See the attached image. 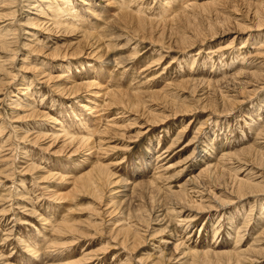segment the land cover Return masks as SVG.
Segmentation results:
<instances>
[{
	"label": "rangeland",
	"instance_id": "1",
	"mask_svg": "<svg viewBox=\"0 0 264 264\" xmlns=\"http://www.w3.org/2000/svg\"><path fill=\"white\" fill-rule=\"evenodd\" d=\"M0 264H264V0H0Z\"/></svg>",
	"mask_w": 264,
	"mask_h": 264
},
{
	"label": "bare ground",
	"instance_id": "2",
	"mask_svg": "<svg viewBox=\"0 0 264 264\" xmlns=\"http://www.w3.org/2000/svg\"><path fill=\"white\" fill-rule=\"evenodd\" d=\"M263 2V1H262ZM65 24V23H64ZM66 26V25H65ZM255 28V27H254ZM51 31V30H50ZM84 33V32H83ZM88 35V34H87ZM55 49V48H54ZM52 50V49H51ZM99 51V50H98ZM218 82V81H217ZM216 83V82H215ZM75 84V83H74ZM87 86H90V84L89 85H87ZM86 86V87H87ZM93 87H95V85L93 86ZM96 87H97V85H96ZM71 88V87H70ZM81 89H83L84 90V87L82 86V84L81 85H77L76 86V88L74 89V91H80ZM70 90V89H69ZM91 93V92H90ZM110 93V92H109ZM122 93V92H121ZM92 96V95H91ZM95 96V95H94ZM86 103V102H85ZM121 107V106H120ZM38 112V111H37ZM37 112H34V111H32L31 112V114L32 115H35V114H39V113H37ZM78 138V137H77ZM76 141V140H75ZM75 141H73V142H71V143H74ZM89 146V145H88ZM75 147V144L73 145V147L72 148H74ZM246 148H248L249 149V147H246ZM75 149V148H74ZM72 150V149H71ZM78 150V149H77ZM90 150V149H89ZM250 150L252 151L253 149H251L250 148ZM243 151V150H242ZM246 153H247V155H249V154H252L251 152H249V151H245ZM253 152V151H252ZM225 153V152H224ZM91 154V153H90ZM225 156H227V155H225ZM233 156V155H232ZM255 156V155H254ZM90 157V156H89ZM235 160V159H234ZM95 166H97V167H100V168H102L103 169V167L102 166H100V165H95ZM218 166V165H217ZM217 166H215L214 168H216ZM94 167V166H93ZM93 170H94V168H92ZM92 169L89 171V172H91L92 171ZM211 171H213V169H211ZM210 171V172H211ZM89 172H87L85 175H83L82 177H80L79 179H80V181L82 180L81 178H83V179H85L86 181H87V179L89 178L88 176H87V174L89 173ZM218 173V172H217ZM69 179V178H68ZM79 179H77V180H79ZM76 179H75V181H77ZM91 181V180H90ZM234 181H236V180H234ZM236 182H234V184H235ZM237 183H238V186L241 188L243 185H250V183L248 184V182H245V181H242V180H240L239 182H238V180H237ZM251 186V185H250ZM253 186H255V185H253ZM258 186V185H257ZM199 188V187H198ZM241 189H243V188H241ZM249 189V188H248ZM251 190V189H250ZM249 190V191H250ZM252 190H254V189H252ZM241 192V191H240ZM243 195V194H242ZM244 197V196H243Z\"/></svg>",
	"mask_w": 264,
	"mask_h": 264
}]
</instances>
